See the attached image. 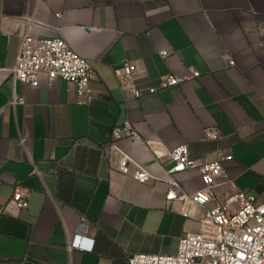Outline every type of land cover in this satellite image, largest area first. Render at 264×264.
<instances>
[{
    "label": "crops",
    "instance_id": "1",
    "mask_svg": "<svg viewBox=\"0 0 264 264\" xmlns=\"http://www.w3.org/2000/svg\"><path fill=\"white\" fill-rule=\"evenodd\" d=\"M27 30L63 35L91 61L89 104L63 79H12ZM126 61L141 88L167 73L200 76L126 101L115 75ZM127 118L140 139L118 138L114 127ZM206 127L219 137L208 139ZM144 140L187 143L202 162L231 153L223 167L233 185L217 197L241 190L264 202V0H0V264H127L134 253H174L183 233L200 232L213 202L183 216L166 182L140 183L134 166L123 174L110 165L106 151L118 145L163 178L169 163H157ZM179 180L188 193L203 186L197 171ZM16 185L30 193L19 211ZM75 234L93 249L68 251Z\"/></svg>",
    "mask_w": 264,
    "mask_h": 264
},
{
    "label": "built area",
    "instance_id": "2",
    "mask_svg": "<svg viewBox=\"0 0 264 264\" xmlns=\"http://www.w3.org/2000/svg\"><path fill=\"white\" fill-rule=\"evenodd\" d=\"M168 55V51H160ZM228 66L234 65L231 55H225ZM14 81H21L34 87L40 85L44 75L48 81L63 79L75 84L80 103L89 104L93 99L90 81L93 76L91 61L78 54L66 41L63 35L37 38L27 30L21 41L14 66L10 70ZM138 67L132 61H126L115 69L119 88L125 98H141L145 94H154L160 89L176 86L191 78L200 76L198 70L186 75L167 73L161 75L157 84L146 88L139 87ZM118 138L140 139V135L130 121L125 119L114 127ZM205 136L217 139L219 133L215 127H206ZM26 138L20 137L19 144L25 145ZM151 155L160 165L168 162L164 177L160 178L140 165L128 152L118 145H110L106 156L112 167L120 173L127 174L131 166L135 167L134 179L140 183L149 180H162L167 183L166 200H180V213L191 216V207L207 208L200 219L201 231L183 233L178 240L174 253H134L126 258L127 264H264V202L247 191L236 190L223 199L216 195L219 187H230L233 179L226 173L223 164L232 159V154L218 151L216 159L209 162L193 160L189 157L187 143L168 148L158 141L144 140ZM116 163H112V157ZM188 171H197L203 186L195 191L186 192L180 183L179 175ZM29 190L15 186L10 202L15 211L28 206ZM81 222H87L84 216ZM87 240L80 234L73 235L67 249L92 250L93 239Z\"/></svg>",
    "mask_w": 264,
    "mask_h": 264
}]
</instances>
